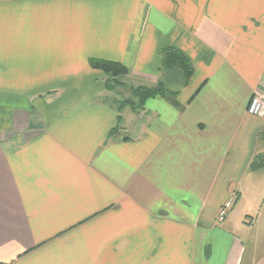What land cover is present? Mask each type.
Returning a JSON list of instances; mask_svg holds the SVG:
<instances>
[{"label": "crops", "instance_id": "0c3cea01", "mask_svg": "<svg viewBox=\"0 0 264 264\" xmlns=\"http://www.w3.org/2000/svg\"><path fill=\"white\" fill-rule=\"evenodd\" d=\"M92 58L172 93L108 140ZM261 88L264 0H0V264H264L218 220L264 157Z\"/></svg>", "mask_w": 264, "mask_h": 264}, {"label": "trees", "instance_id": "16d2710c", "mask_svg": "<svg viewBox=\"0 0 264 264\" xmlns=\"http://www.w3.org/2000/svg\"><path fill=\"white\" fill-rule=\"evenodd\" d=\"M161 68L164 71H169L175 67L181 68L187 79L193 73V65L190 60L184 55L182 51L175 47H167L162 49L161 53ZM90 65L105 74V93L101 96L102 101L110 104L118 112V123L112 128L108 135V140L119 132L121 128L122 115L121 111L125 106H131L135 111L144 109L146 101L151 97L166 96L170 92L167 90L162 82L155 85H131L129 88L125 87L127 83L124 81V76L128 74V68L121 62L92 58ZM120 89H126L130 93L129 96H123ZM127 139V138H126ZM264 167V157L256 156L250 164L252 170H258ZM226 218V217H225ZM224 218V219H225ZM223 219V220H224ZM220 220V221H223Z\"/></svg>", "mask_w": 264, "mask_h": 264}, {"label": "rangeland", "instance_id": "374dc122", "mask_svg": "<svg viewBox=\"0 0 264 264\" xmlns=\"http://www.w3.org/2000/svg\"><path fill=\"white\" fill-rule=\"evenodd\" d=\"M122 95L130 94L125 89ZM251 177L253 184L248 186V183L240 189L241 198L235 201L227 220L219 221L221 227L228 228L244 240L247 260L264 258V168L255 171Z\"/></svg>", "mask_w": 264, "mask_h": 264}, {"label": "built area", "instance_id": "2783aa9c", "mask_svg": "<svg viewBox=\"0 0 264 264\" xmlns=\"http://www.w3.org/2000/svg\"><path fill=\"white\" fill-rule=\"evenodd\" d=\"M248 113L258 118H264V88L254 92L248 106ZM236 199L231 196L219 210V220H223L232 209Z\"/></svg>", "mask_w": 264, "mask_h": 264}]
</instances>
